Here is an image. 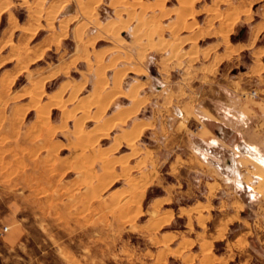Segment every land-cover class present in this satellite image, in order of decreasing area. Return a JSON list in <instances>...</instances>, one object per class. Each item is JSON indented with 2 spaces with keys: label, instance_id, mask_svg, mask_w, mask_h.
<instances>
[{
  "label": "rangeland",
  "instance_id": "1",
  "mask_svg": "<svg viewBox=\"0 0 264 264\" xmlns=\"http://www.w3.org/2000/svg\"><path fill=\"white\" fill-rule=\"evenodd\" d=\"M144 1L124 0L131 7L121 14L103 0L74 20L81 0H0V264H198L200 253L201 264H264V213L256 225L247 213L232 228L226 220L216 239L242 240L223 250L193 241L215 236L222 211L197 210L200 225L208 220L200 228L188 211L172 217L149 205L161 193L148 186L151 173L162 184L173 178L150 151L158 137L132 125L154 123L172 101L197 111L203 95L212 121L195 112L166 125H222L212 90L228 93L232 80L243 95L264 97V0ZM93 15L108 20L105 32L85 30ZM218 143L198 152L222 171ZM244 166L236 185L252 209L253 176L264 167ZM174 230L179 246L174 234L158 238Z\"/></svg>",
  "mask_w": 264,
  "mask_h": 264
},
{
  "label": "crops",
  "instance_id": "2",
  "mask_svg": "<svg viewBox=\"0 0 264 264\" xmlns=\"http://www.w3.org/2000/svg\"><path fill=\"white\" fill-rule=\"evenodd\" d=\"M81 1L83 4L80 6L79 13H77L76 10L73 11L75 15L74 20L78 16L81 17L83 14L86 15V12H88L89 9L96 7L103 0ZM107 1V5L113 9L114 13L120 11L121 14H123L125 10H129L131 7V5L128 4L130 1L127 3H124V0ZM133 1L135 3H138L139 1L145 2L144 0ZM148 1L153 2L154 0ZM135 6L138 7L139 5L136 4ZM88 16L91 17L89 14ZM92 19L93 20L90 22H87L88 24L85 29L87 32L98 34L106 31L107 26L105 24L108 20L102 21L95 16L92 17ZM180 20L181 18L179 16H175L171 23L172 25H177L180 23ZM101 26L103 27L101 28ZM176 32L178 34L180 31ZM95 40L97 41L98 39ZM224 62L225 59L221 58L217 64L220 66ZM127 72H130V70ZM217 86L219 85L217 84ZM227 89H229L228 93H225L223 89H219L218 87L212 90V93H216V97L220 98L217 99V104L219 105V108L217 109V117L218 120H222V125H213L210 123L207 125L203 124L199 126L197 132L192 133L189 129V125H186V122L183 123L184 125H178L176 122L173 124L172 118L174 117L176 118L180 116L183 118L185 116L186 118V115H190L189 117L193 118L196 113L199 114V116L197 117L196 115V117L201 122L204 121L205 123V121H212V116L208 115L210 113L209 108L202 104L206 99L212 98H208V96L205 95L201 97V107H199L197 111L192 108V103H189L188 100L184 101L181 105L177 101H172V103L170 102L159 108L161 111L160 113L164 115H160L157 121L156 119L154 120V123L157 125L151 123L152 120L146 121L143 119L136 120L132 124L134 125L135 123H138L136 128L137 126L138 128L141 127L139 131H142L143 129L145 131L151 130L154 136L158 137L156 138V140L158 139V147L152 148L150 151H152V153L154 152V160L168 162V171L166 173L173 178V182L162 184L163 178L160 177L161 181L158 182L159 179H157L156 174L153 175L151 173L152 182H150L148 186H161V193L152 196L149 202L151 207L158 205L154 208H158L160 213L171 211L172 217L175 215H185L187 219L189 217L187 216L186 211H188L191 216L194 217V219L191 218L192 226L194 225L200 228H202L201 226L204 223H208V220H203L204 222L202 221V225H200L198 223L199 220L197 219L199 218L200 213L197 212V210L204 211L207 209H216L217 211H222L220 212L222 213V216L219 217V220L215 225L217 226V231L214 237L193 238L194 243H196L199 248L204 242H210L212 248L217 242V245L223 250H225L228 243L230 245H236L239 239L242 240V237L239 235L234 236L231 240H224V238L216 239L225 236V231L221 234V229L228 224L226 223V220L233 218V221L227 225L228 228H232L235 225H239L238 221L235 219L236 214L240 215L242 213H247L249 217L253 219L252 224L256 225V222L262 218L260 214L264 213V177L259 178L258 175L253 176L257 180L253 184L254 201L252 203L254 208L252 209L249 208V200L247 197L242 198L237 186L238 182L243 181L246 177V172H244V170H246L244 166L245 160H250L264 167V97L258 98L243 95L244 91L241 90V85L238 80H232L231 87H228ZM116 94L117 96H120L119 93ZM175 95L176 94L174 93V95H170V97H175ZM197 103H199V100ZM121 107L126 108L127 106ZM117 111H114L113 113H116ZM178 111L180 112L179 115L176 113ZM170 117L172 119L170 122L171 125H166V121L168 118L170 119ZM196 117L194 118L196 119ZM114 121L115 123L119 122L118 120ZM142 121L145 123H151V125H143L140 123ZM185 121L187 120L185 119ZM216 142H219V145H217L215 150V158L216 160H220L221 167L223 168L222 171H220V168H218L219 166L214 162L206 160L204 155L198 152L199 149H203V147H206L209 144H215ZM160 150L161 152L158 153ZM162 154H168V159H165ZM142 158H144L145 162L149 161L147 156H142ZM137 161L138 160H136V162ZM195 172L200 173V175H194L196 174ZM196 180H199L202 183L196 182ZM245 183L247 182L245 181ZM258 184L261 189H259L260 187H258ZM181 198H184L185 202H180L179 200ZM214 200L217 201L215 202ZM238 207L245 208V210H242L241 212V209H239V212H236ZM183 210L184 213H182ZM229 210H231V213ZM225 212L226 214L224 215ZM202 215L206 217L208 216L207 214ZM167 223L168 221L163 222L161 226ZM174 232L175 233H171L170 231L162 232L158 238L162 241L165 235L174 234L173 240H177V245L179 246V243L182 241L179 239L178 230H174ZM173 240H171L169 244H171ZM259 241L264 244V238L261 240L259 239ZM175 249L177 248L172 250ZM197 256V260L199 261L198 264H201L202 261L200 260L206 257L201 253ZM214 257L217 258V260L220 258H226L225 254H214Z\"/></svg>",
  "mask_w": 264,
  "mask_h": 264
},
{
  "label": "bare ground",
  "instance_id": "3",
  "mask_svg": "<svg viewBox=\"0 0 264 264\" xmlns=\"http://www.w3.org/2000/svg\"><path fill=\"white\" fill-rule=\"evenodd\" d=\"M8 1H9V0H8ZM25 1H26V0H25ZM178 2H179V1H178ZM27 3H28V2H27ZM27 3H26V6H27ZM181 4L184 5L185 3L182 2ZM23 5H24V3H23ZM184 6H185V5H184ZM182 7H183V6H182ZM182 7H181V8H182ZM186 7H187V6H186ZM183 8H185V7H183ZM181 10H182V9H181ZM57 11H58V10H57ZM184 11H185V9H184ZM0 13H1V11H0ZM117 13H118V12H117ZM53 17H54V16H53ZM94 25H95V24H94ZM95 27H96V26H95ZM78 28H79V27H78ZM96 29H97V28H96ZM62 30H64V29L62 28ZM77 30H78V29H77ZM64 32H65V30H64ZM97 33H98V32H97ZM99 66H100V64H99ZM99 66H98V67H99ZM100 67H101V66H100ZM103 67H104V66H103ZM103 67H102V68H103ZM102 68H101V69H102ZM98 69H99V68L95 69L94 71L97 72ZM100 71H101V70H100ZM100 71H98V75H99V72H100ZM94 74H95V73H94ZM98 75H97V76H98ZM117 80H118V79H117ZM99 81H100V80H99ZM92 82H93V81H92ZM97 82H98V81H97ZM93 83H94V82H93ZM42 84H43V83H42ZM118 84H119V83H118ZM33 86H34V85H33ZM97 87H98V86H97ZM103 87H104V86H103ZM35 89H36V88H35ZM135 91H136V89H135ZM116 95H117V94H116ZM95 97H96V96H95ZM98 97H99V96H98ZM72 99H73V98H72ZM81 99H82V98H81ZM104 100H105V99H104ZM109 101H110V99H109ZM103 103H104V102H103ZM98 104H99V103H98ZM54 105H55V104H54ZM62 105H63V103H62ZM136 105H137V103H136ZM141 105H142V104H141ZM57 108H58V107H57ZM137 108H138V107H137ZM76 109H77V108H76ZM45 110H46V109H45ZM44 112H45V111H44ZM62 112H63V111H62ZM66 120H67V119H66ZM64 124H65V123H64ZM66 125H67V124H66ZM137 125H138V124H137ZM80 126H81V125H80ZM140 128H141V127H140ZM140 128H138V126H137V128H135V129H140ZM98 131H99V130H98ZM86 135H87V134H86ZM135 135L137 136L138 134L135 133ZM132 137H133V135H132ZM132 137H131V138H132ZM137 137H138V136H137ZM131 146H132V145H131ZM127 148H128V147H127ZM263 181H264V180H263ZM263 181H262V182H263ZM258 187H260L259 184H258ZM259 189H261V187H260Z\"/></svg>",
  "mask_w": 264,
  "mask_h": 264
},
{
  "label": "built area",
  "instance_id": "4",
  "mask_svg": "<svg viewBox=\"0 0 264 264\" xmlns=\"http://www.w3.org/2000/svg\"><path fill=\"white\" fill-rule=\"evenodd\" d=\"M253 95H255V92H253Z\"/></svg>",
  "mask_w": 264,
  "mask_h": 264
}]
</instances>
